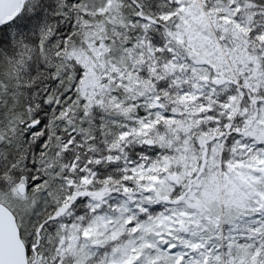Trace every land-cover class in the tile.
<instances>
[{
	"label": "snow or ice",
	"instance_id": "1",
	"mask_svg": "<svg viewBox=\"0 0 264 264\" xmlns=\"http://www.w3.org/2000/svg\"><path fill=\"white\" fill-rule=\"evenodd\" d=\"M0 264H264V0H0Z\"/></svg>",
	"mask_w": 264,
	"mask_h": 264
}]
</instances>
